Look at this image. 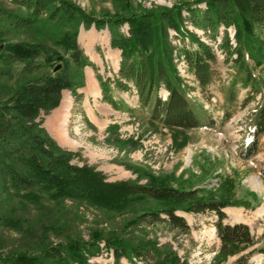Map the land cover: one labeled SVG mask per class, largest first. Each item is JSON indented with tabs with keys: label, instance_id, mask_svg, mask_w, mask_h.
I'll list each match as a JSON object with an SVG mask.
<instances>
[{
	"label": "trees",
	"instance_id": "obj_1",
	"mask_svg": "<svg viewBox=\"0 0 264 264\" xmlns=\"http://www.w3.org/2000/svg\"><path fill=\"white\" fill-rule=\"evenodd\" d=\"M5 1L11 7L0 9V79L5 77L15 84L0 86L4 91L0 93V234L16 233L20 241L14 249L0 241V251L6 246L9 251L0 253V264H89V257L102 242L113 250L115 264H121L123 258L137 264L135 259L142 260L145 254L155 251L156 243L142 235L126 240L120 235L106 238L101 231L92 232L91 240L86 241L71 232L68 221H74L72 205H84L119 218L134 214L135 207L146 202L164 207L127 218V233H145L144 226L163 223L187 233L190 226L184 217L176 215L178 209L193 214L209 212L217 217L219 262L238 256L235 264H252L250 259L256 249L244 253L257 244L250 227L225 223L227 207H252L250 201L236 199L230 181H223L214 190L183 189L171 186L168 177L128 165L137 180L109 181L96 166L75 164V160H81V152L60 146L46 129L45 119L59 107L65 90L82 106L84 95L78 90L85 87V68L95 72L98 68L85 54L78 37L81 27H94L108 30L111 48L120 51L118 71L100 84L101 102L117 112L133 115L135 109L114 96L116 92L129 93L137 97L139 108L149 114L154 124L171 130H215L216 122L208 111L188 98L185 79L177 68L175 56L185 62L203 92L215 80L216 55L187 23L214 42L222 26H235L237 46H232L225 30L220 48L228 60L236 55L235 61L241 62L245 51L250 50L251 39L264 48V41L254 37L257 28H264V0H202L205 9L181 4L140 10L131 8L129 0H119L121 12L103 17L88 14L72 0ZM125 26L127 32L123 31ZM170 31L176 32L179 46L172 44ZM20 33H31L43 42L10 41ZM44 39L54 41L68 58L60 57V52L51 53ZM40 59L43 61L38 62ZM262 63L264 54L256 61L259 66ZM17 64L23 68L16 77L13 71ZM239 81L259 92L252 73L236 83ZM236 99L232 88L227 101ZM230 118L231 114L225 112L223 122ZM85 122L97 130L86 114ZM248 134V142L238 151L244 161L264 151V103L256 111ZM260 174L264 180V162ZM249 196L257 201L255 194ZM257 250L264 255V246ZM178 263L177 256L170 254L155 264Z\"/></svg>",
	"mask_w": 264,
	"mask_h": 264
},
{
	"label": "rangeland",
	"instance_id": "obj_2",
	"mask_svg": "<svg viewBox=\"0 0 264 264\" xmlns=\"http://www.w3.org/2000/svg\"><path fill=\"white\" fill-rule=\"evenodd\" d=\"M72 1L95 17L114 15L121 12V7H123L119 0ZM201 1L129 0L128 4L134 10L154 7L172 8L181 4L205 9V4ZM10 7L11 5L8 2L0 0L2 11ZM184 15H187V13L184 12ZM187 24L189 29L196 32L195 28L190 26L189 23ZM127 30L128 26L123 27L124 32H127ZM225 30L228 32L231 44L236 46L235 33L237 30L233 25L228 29L222 26L216 42L204 36L200 30H198V33L196 32L213 49L217 58V62L213 65L215 80L207 91H202L191 73H185L183 63L178 61L175 56L180 73L185 79L187 95L191 96L196 104L205 107L216 122L215 130H171L154 124L150 121L149 114L139 108L137 97L129 93L116 92L114 96L135 109L136 112L133 115L109 112L107 104L100 103V99L91 98L87 93L86 80L88 81L87 76L91 72L93 79L100 88L102 80L108 77L113 78L117 72L120 54L111 48L108 30L98 31L94 27L86 30L81 27L78 41L88 58L97 66L98 72L91 68H88L86 72L85 87L78 90L86 100V102L83 100L82 106L76 104L70 91H68L70 93L69 98L68 94H65L67 100L70 103L72 101V110L64 118V128L59 131L63 133V142L66 145L72 143L70 147L63 146V148L81 152V160L77 159L74 163L82 165L83 162H86L96 166L107 175L109 181L137 180V175L127 169V165L146 170L156 176L168 177L171 186L183 189L214 190L219 188L223 181H230L236 199L250 201L252 207L249 209L235 206L227 207L224 210L228 215L225 223L235 225L242 222L250 227L257 244L244 253L256 249L250 263L264 264V257L257 250L264 246V180L260 174V167L264 162V151L249 161H244L238 156L239 147L243 139L247 137L249 127L254 125V115L258 109L257 103L260 94L262 95L261 102L264 103V63L260 66L256 64L259 56L264 54V48H262L261 43L251 39V42H249L250 50L249 52L245 51L243 61L236 62V55L228 60V57L220 48V44L225 37ZM254 37H259L264 41V28H257ZM44 40L48 42L45 45L50 48L51 53L60 52V57L68 58V55L60 51L54 41ZM10 41L43 42L42 39L33 36L31 33L17 34ZM172 44L179 46L180 42L173 39ZM1 48L0 45V50ZM175 55H177V51H175ZM42 61L41 59L38 60V62ZM22 68V64L14 66L13 72L16 77ZM248 72L252 73V79L256 81L259 89L258 93L253 92L252 87L242 86L241 81L236 83L240 78L245 77ZM10 84L14 86L15 81L5 77L0 79V86ZM232 88H235L237 99L235 102L230 103L227 101V95ZM163 95L165 96V93ZM248 97H251L249 98L251 100L244 105ZM63 106H61L62 110L64 109ZM85 109L90 115L96 113L99 116L100 122L97 130L92 129L85 122V114L82 113L85 112ZM227 111L231 114V118L223 122L224 113ZM47 123L50 128L59 129L61 126L54 119L48 120ZM107 125L112 127L111 131L108 130L109 127H106ZM140 182L146 183V180L141 179ZM250 193L257 196V201L249 196ZM71 207V219H74L73 222L68 221L73 230L71 232L81 235L86 241L91 240L92 232L101 231L106 238L120 235L123 240H126L142 235L143 239H150L156 243L155 251L145 254L142 260L135 259L137 264H155L170 254L177 256L179 259L178 264H235L238 259V256H235L229 257L222 263L219 262L218 256L221 243L215 231L217 217L209 212L193 214L178 209L176 215L184 217L190 226V231L187 233L163 223L144 226L145 233L134 231L131 235L132 232L127 233L130 229L125 225L127 218L143 211L161 209L164 205L146 202L137 205L134 214L119 218L84 205L79 207L72 205ZM161 217L165 218V215ZM0 241L10 245L8 249H14L20 241V236L12 232H2ZM6 247L0 253L7 254L9 251ZM88 263L115 264L114 252L106 246L105 242H102L95 254L89 257ZM121 264L131 263L123 258Z\"/></svg>",
	"mask_w": 264,
	"mask_h": 264
},
{
	"label": "crops",
	"instance_id": "obj_3",
	"mask_svg": "<svg viewBox=\"0 0 264 264\" xmlns=\"http://www.w3.org/2000/svg\"><path fill=\"white\" fill-rule=\"evenodd\" d=\"M118 53H119V51H118ZM87 70H88V68H86V72H87ZM86 83H87V90H88V81L86 80ZM97 85H98V83H97ZM65 94H68L67 96H68V98L70 97V93L68 92V91H63V93H62V101H61V104H60V106L58 107V108H56L55 110H53L52 111V113L49 115V116H47L46 117V121H45V127L47 128V130H48V132L50 133V135L55 139V140H57L58 141V143L61 145V146H66V147H70L71 145H72V143H70V144H65L63 141H64V138H63V133L61 132L60 133V131L59 130H61L62 131V129L64 128L63 127V124H64V118L66 117V115H68L69 114V112L72 110V101H71V105H66L65 107H64V109L62 110V108H61V106H63V103H64V99L66 98L65 97ZM90 97L91 98H97V99H101V97H102V92H101V88H99V85L97 86V93H96V95H90ZM72 99V98H71ZM90 99V98H89ZM85 102H86V100H84ZM100 103H101V101H100ZM109 108H108V110H109V112H113V113H118V112H115L113 109H111V107L110 106H108ZM62 110V111H61ZM92 110H94L93 108H92ZM85 112H87L88 113V111L85 109ZM92 112V111H91ZM86 113V114H87ZM99 115V114H98ZM101 115V114H100ZM87 117H88V119L90 120V122L95 126V127H97V129L99 128L98 127V124H99V122H100V118H99V116H97V114L96 113H94V114H89L88 113V115H87ZM56 120L57 121V124L60 126V124H61V126H60V128L58 129H55V128H53V127H51L50 128V126L48 125V123H47V121L48 120ZM63 122V123H62ZM60 123V124H59ZM110 125H107L106 127L108 128ZM54 131V132H53ZM56 133V134H55ZM61 141V142H60Z\"/></svg>",
	"mask_w": 264,
	"mask_h": 264
},
{
	"label": "bare ground",
	"instance_id": "obj_4",
	"mask_svg": "<svg viewBox=\"0 0 264 264\" xmlns=\"http://www.w3.org/2000/svg\"><path fill=\"white\" fill-rule=\"evenodd\" d=\"M114 51L118 53V51H116V50H114ZM117 68H118V64H117ZM87 77H88V90H87V93L89 95H92V96L96 95V93H97V84H96V81L93 79L92 73L89 72ZM68 104L71 105L70 101L67 100V97H66L65 100H64V106L63 107H65Z\"/></svg>",
	"mask_w": 264,
	"mask_h": 264
}]
</instances>
